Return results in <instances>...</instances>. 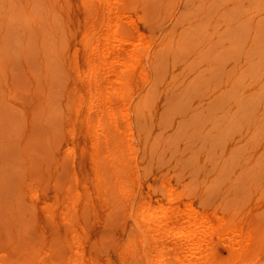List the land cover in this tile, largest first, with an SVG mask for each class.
I'll return each mask as SVG.
<instances>
[{
	"label": "rangeland",
	"instance_id": "obj_1",
	"mask_svg": "<svg viewBox=\"0 0 264 264\" xmlns=\"http://www.w3.org/2000/svg\"><path fill=\"white\" fill-rule=\"evenodd\" d=\"M43 1L40 22L29 21L24 33L16 9L17 14L9 20L13 29L18 27L12 35L14 40L5 41L9 45L5 44L6 51L0 49L9 62L0 73V230L6 233L1 240V232L0 243L5 245H0V251L8 245L7 237L23 234L21 238H31L29 235L35 236L41 225L44 260L55 254L49 252L51 246L63 249L67 245L64 248L69 255L62 250L65 257L74 256L76 251L82 264H176L171 252H177L174 258H181L180 244L197 237L202 243L199 241V249L192 254L193 259L187 257L189 260L197 259L194 255L199 252L197 257L204 253L203 258L218 264H264V0H101L102 8L96 0ZM110 7L121 17L112 16L115 13ZM18 11L27 15L22 6ZM114 20L119 21L118 31L125 38L143 37L147 41L140 51V63L123 72L129 79L125 80L128 102L113 106L119 138L124 146L128 143L123 161L129 177L120 183L111 177L105 161L100 159V164L96 159L103 129L97 124L100 111L92 107L100 101L101 92L119 85L111 74L98 76L99 71H105L101 70L103 60H112L111 50L105 48L110 52L104 54L107 50L102 48L110 41L112 47L117 42L111 38L103 41L109 29L106 25L114 24ZM36 30L48 33L46 37L44 34L42 51ZM125 47L131 50L133 43ZM89 62L101 68L97 76ZM39 64L46 72L38 77L30 71L39 69ZM18 75L26 84L20 89L16 85ZM94 76L99 78V89L91 85ZM224 86L230 88L228 93ZM145 95L147 104L138 106ZM25 144V152L30 153L22 156ZM73 184L77 201L72 204L76 198L72 200V207L64 195ZM66 185H71L68 191ZM144 207L156 215L146 216L149 213L145 212L146 218L176 223L168 226L173 235L175 229L191 228L203 214L208 225L199 221L204 225L201 229L196 226L200 223H195L196 236L189 238L185 234L173 240L177 233L172 239L169 234L171 241L163 239L165 243H160H170V250L164 247L170 253L166 251L160 258L152 252L162 240L154 227L141 230L146 239L155 236L153 244L146 240L152 250H143L145 240L138 224L142 218L138 214ZM63 210L72 214L67 217ZM179 210L184 215L195 214L188 221H193L192 225L186 220L181 221L182 226L177 222L174 211ZM24 221L31 224H24L27 231L21 228ZM234 227L243 230L238 248L228 236ZM68 231L75 232L74 236ZM64 240L67 244L62 245ZM232 244L241 252L239 256L230 253ZM6 250L7 257L8 253L11 257L15 254L8 247Z\"/></svg>",
	"mask_w": 264,
	"mask_h": 264
},
{
	"label": "bare ground",
	"instance_id": "obj_2",
	"mask_svg": "<svg viewBox=\"0 0 264 264\" xmlns=\"http://www.w3.org/2000/svg\"><path fill=\"white\" fill-rule=\"evenodd\" d=\"M43 1V0H42ZM93 1V0H92ZM97 1V2H96ZM96 1H94V2H96L97 3V5H99L98 7H100V8H102L101 6L103 5L104 6V4L101 2V0H96ZM103 1V0H102ZM93 2V4H95ZM105 2V1H104ZM41 3H44V1L43 2H41V0H0V29H3V31H1L0 32V49H5V51H6V47H5V44H7L8 45V43H5V41H7V40H9V41H11V40H14V38L12 37V35L13 34H16V32H17V28L18 27H16V28H14L13 29V27H11L12 25L11 24H9V20L13 17V16H15V13H16V9H17V13H18V15H16V16H18L19 17V19H20V21H21V25H20V29H21V31L23 32V30L25 31V32H27V24H28V22L29 21H32V22H36L37 24L40 22V15H39V9H40V7H42V4ZM110 2L108 1V4H109ZM45 4V3H44ZM100 4H102V5H100ZM111 4H109V6H110ZM20 6H22L24 9H25V11H26V14L27 15H23V14H20L19 13V11H18V8L20 7ZM95 6H96V4L94 5V10H97V9H95ZM109 6H107V8L109 7ZM111 6H113V5H111ZM97 8V7H96ZM106 8V9H107ZM112 10H113V12L115 13V14H112V16H116V17H121V13L120 12H118L117 11V9L116 8H112V7H110ZM110 9V10H111ZM93 10V11H94ZM100 10V9H99ZM107 11H108V9H107ZM96 12V11H95ZM16 13V14H17ZM109 14V13H108ZM121 14V15H120ZM120 15V16H119ZM107 17V16H106ZM108 19V18H107ZM52 20V19H51ZM119 20V19H118ZM54 21V20H53ZM93 21V20H92ZM97 21V20H96ZM105 21V20H104ZM108 21V20H107ZM106 21V22H107ZM112 21V20H111ZM115 21V23L114 24H111L110 22H109V24H107L106 22V27H109V29H108V31H107V34L105 35V39L103 40V41H105V42H107V40L108 41H110V38L113 40H115V41H117L116 42V44H118L117 46H116V44L114 43L115 41H112L115 45H113V47H112V44L110 43V42H108V43H106L107 45L109 44H111L109 47H112V49L111 48H109V47H107V45H105L106 47H103L102 49H104L105 50V48H108V50L110 49L111 50V53H112V60L111 61H109V62H106V61H104L103 59V62L102 63H104L103 64V66H102V69L101 68H98L97 69V66H96V64L95 63H91V62H89L88 64H89V66L91 65V71H95L96 72V74H95V72H93V75H95V76H97V73H98V70H103V69H105V71L103 70V72L102 71H99V73H98V76L99 77H102V75L104 76V74H111V75H113L114 77H115V81L116 82H118L119 83V85L117 84V85H115V86H109V88L107 89V90H105V91H103V92H101L100 93V101H95L94 103H93V106L92 107H94V106H96V108H98V110L100 111L99 112V114H101V115H99L98 114V116H100V117H96L97 119H98V121L95 119V121H97V124H98V126L100 125L101 127V130L103 131H99V135H101V133L100 132H102V136L101 137H99V141L101 140V143H102V145H101V147H100V152H98L99 154H100V156H99V154H98V156H96V157H98V158H96L97 159V161H99V163L101 164V160L100 159H103L105 162V167L108 169V171H110L111 172V177L113 176L114 177V179L115 180H117L118 181V183H120L122 180H124V179H126L127 177H129V175H127L126 176V174H129V171H127V170H129L128 168H127V166H125L124 164H125V161H123V157L125 156V149H124V147L126 148V146L128 145V143H127V141H126V146H124L123 145V142H121V140H120V138H119V124L116 122V120L113 118V114H114V110H113V106H120V104H125V103H127L128 102V99H127V96H126V92H127V88L128 87H126L125 88V85H126V81L125 80H129L128 78H126L125 77V75L123 74V72L129 67V66H133L134 68L138 65V63H140L139 61H140V58H141V52L140 51H143V47H144V44L147 42L145 39H143V37H141V38H136V39H134V40H130V39H127V38H125L124 36H122L120 33H119V31H118V28H120L119 27V21L118 22H116V20H114ZM100 23V22H99ZM105 23L103 24V25H105ZM11 25V26H10ZM92 24H90V26H91ZM100 26V25H99ZM15 27V26H14ZM105 27V26H104ZM92 28H93V26H92ZM52 29V28H51ZM89 29V28H88ZM19 30V29H18ZM55 30V28L52 30V31H54ZM92 30V29H91ZM38 33L36 34L37 35V40H38V42H39V44H38V47L40 48V51H42L41 50V43H42V40H44V43H45V41H46V38L44 39V34L45 33H42V31H38V30H36ZM45 31V30H44ZM47 32V31H46ZM24 33V32H23ZM49 33H52V32H49ZM19 34V33H18ZM29 35H30V33H27L26 34V44L25 45H27L28 43V39H29ZM46 35H48V33H46L45 34V37H46ZM107 36V37H106ZM11 37H12V39H11ZM52 37V36H51ZM138 37H140V36H138ZM7 38V39H6ZM16 38V37H15ZM48 38H49V36H48ZM47 38V39H48ZM135 38V37H134ZM146 38V37H145ZM11 39V40H10ZM17 39V38H16ZM144 40L146 41V42H144ZM50 41H51V39H50ZM8 42V41H7ZM15 42V41H14ZM9 43H12V42H9ZM16 43H18V42H16ZM48 43V42H47ZM104 43V42H103ZM130 43H133V49H127V47H125V45H128V44H130ZM19 44V43H18ZM17 44V45H18ZM52 44V43H51ZM105 44V43H104ZM44 45V44H43ZM50 45V44H49ZM49 45H45V46H48L49 47ZM135 45V46H134ZM146 45V44H145ZM148 45V44H147ZM9 46V45H8ZM13 46V45H12ZM20 46V45H19ZM104 46V45H103ZM149 46V45H148ZM47 47V48H48ZM8 48V47H7ZM46 48V47H45ZM164 48V47H163ZM163 48H161V49H163ZM10 49V48H9ZM147 49V48H146ZM160 49V50H161ZM2 50H1V53H0V73L4 70V69H6V68H8V66H9V62H8V57L7 56H5L4 54H2L3 52H2ZM47 50V49H46ZM97 50H99V49H97ZM96 50V51H97ZM107 50V49H106ZM105 50V51H106ZM106 51L104 54H106V53H108V52H110V51ZM4 51V50H3ZM94 51V50H93ZM95 51V52H96ZM119 51H121V52H119ZM123 51H125L126 53L125 54H127V56L128 57H124V52ZM148 51V50H147ZM146 51V52H147ZM163 51V50H162ZM99 52H101V51H99ZM104 52V51H103ZM6 55L7 54H11V52L9 53V52H4ZM40 53V52H39ZM51 53V52H50ZM121 53V54H120ZM145 53V52H144ZM3 56H2V55ZM95 54V53H94ZM98 54V53H97ZM14 55V54H13ZM123 55V56H122ZM143 55V54H142ZM50 56V55H49ZM98 56V55H97ZM99 56H102V55H99ZM148 56V55H147ZM7 57V58H6ZM124 58H128V59H124ZM151 59V58H150ZM93 62V61H92ZM46 63V62H45ZM133 63V64H132ZM40 65V64H39ZM38 65V66H39ZM104 65L106 66V67H104ZM140 65V64H139ZM40 68L39 69H33L32 71H30V73L31 74H34V75H36V76H40V75H44L43 74V72L45 73L46 71H45V66H44V69H42L41 67H43V65L41 66H39ZM101 67V66H100ZM104 67V68H103ZM46 68H48V67H46ZM142 70H143V68H142ZM141 69H140V72L142 71ZM100 72H102L103 74H101ZM101 76H100V75ZM93 77L92 78V81H91V85L93 86V88L94 89H99V83H98V80H99V78L98 77ZM23 77H21L20 75H18L17 76V78H16V85H17V89H20V88H23V86L24 85H26L25 84V82L23 81ZM101 86V85H100ZM227 86H229V85H227ZM226 86V87H227ZM25 87V86H24ZM225 87V86H224ZM223 87V88H224ZM226 87H225V89H226ZM230 87V86H229ZM34 89H35V87H34ZM228 89H230V88H228L227 87V89L225 90V92H227V90ZM36 90V89H35ZM97 91H100V90H97ZM95 92V91H94ZM225 92L223 93V95H225ZM147 93V92H146ZM228 93V92H227ZM220 94H222V91L220 92ZM147 95V94H146ZM143 96V97H141L140 99H139V97H138V99H139V101L137 102V104H138V106H144V105H146L147 104V102H148V97L147 96ZM117 104H116V103ZM2 105V96L0 95V106ZM97 106H99V107H97ZM96 108H95V110H96ZM98 110H96L97 112H98ZM97 112L95 113L96 114V116H97ZM1 115V114H0ZM5 117V116H4ZM4 120H5V118H4ZM2 121V120H1ZM94 125H95V123H94ZM128 125V124H127ZM97 126V125H96ZM129 127V126H128ZM15 128V127H14ZM97 128V127H96ZM127 130H129V129H127ZM13 131V130H12ZM98 131V130H97ZM96 133V132H95ZM14 138V137H13ZM38 140H39V137L37 138ZM97 139V138H96ZM125 139V138H124ZM35 140V139H34ZM7 141V140H6ZM40 142V141H39ZM98 142V141H97ZM7 143V142H6ZM31 144V143H30ZM37 144H38V142H37ZM98 144H99V142H98ZM40 146V145H39ZM38 146V147H39ZM27 147H28V145L26 146V144H25V147L23 148H21V152L20 151H18V152H20V153H22V156L24 155H26L28 152L26 151L25 152V150L27 149ZM30 147V146H29ZM129 147H131V146H129ZM128 147V148H129ZM26 148V149H25ZM127 149V148H126ZM29 150V149H28ZM33 150H35V148L33 149ZM38 150V149H37ZM95 150H96V148H95ZM32 151V150H31ZM129 151H130V149H129ZM127 152V151H126ZM30 153V152H29ZM28 153V154H29ZM33 153V152H32ZM18 154V153H17ZM30 155H32V154H30ZM30 155H27V157L28 156H30ZM34 155H35V152H34ZM96 155H97V152H96ZM31 157V156H30ZM29 157V158H30ZM32 157H33V155H32ZM28 158V160H30ZM36 157H34V159H35ZM10 159V158H9ZM13 159V158H12ZM33 159V158H32ZM37 160H40V159H35V161H37ZM102 160V161H103ZM14 161V160H13ZM31 161V160H30ZM30 161H28L29 163H30ZM33 161V160H32ZM96 161V162H97ZM104 163H103V165L102 166H104ZM98 164V163H97ZM99 166V165H98ZM130 167V166H129ZM134 168V167H133ZM102 169H105V168H102ZM106 169V170H107ZM130 169H131V167H130ZM128 172V173H127ZM126 173V174H125ZM72 177V176H71ZM73 179V178H72ZM73 181H74V179H73ZM1 183V182H0ZM72 183V182H71ZM70 187H71V185H69ZM69 186H67L66 185V190L67 189H69V188H67V187H69ZM73 187H74V184H73V186L71 187V190L69 191V193H67L66 195H64V196H66V197H64V198H67V199H69V200H67V201H69V203L68 202H65V203H68V205L69 204H71V202H72V200H75V198H76V200L75 201H73V203L72 204H74L76 201H77V193L75 194V193H73L74 191H76L75 190V188L73 189ZM65 189V188H64ZM73 189V190H72ZM68 191V190H67ZM72 192V193H71ZM77 192V191H76ZM66 193V192H65ZM64 194V193H63ZM72 195V196H71ZM56 197H57V194H56ZM71 200V201H70ZM79 200V199H78ZM64 203V202H63ZM64 203V204H65ZM71 204V205H72ZM70 206V205H69ZM68 206V207H69ZM51 207V206H50ZM65 207H67V204L65 205ZM64 207V208H65ZM72 207H73V205H72ZM72 207L69 209L70 211H72L73 209H72ZM49 209V208H48ZM65 209H67V208H65ZM75 209V208H74ZM145 207H144V209H142L141 211H140V213L138 214L139 215V217H140V219L142 220H139V222L140 223H138L139 224V227H140V234H141V236L143 235L142 233L143 232H141V230H143L144 232L148 229H152L153 227L155 228V233H157V232H160L161 233V235H160V233H157V234H159L158 235V237H161L162 236V240H160L157 244L158 245H161V241L162 242H164L165 243V241H163V239H165V240H168V239H170V235L169 234H171L170 232H169V230H170V228L169 227H171V226H173L174 224H176V223H174L173 221L175 220V216L173 215V214H175V213H173L172 212V215H173V225H172V223L171 222H169V223H167L166 222V219L164 220V219H162L163 221H156V220H154V219H157L156 217L153 219L152 217H150V218H146L143 214H145V212H146V214L147 213H149V214H147L146 216H153V214L152 213H150V211L149 210H147L146 209V211H145ZM52 210V209H51ZM68 210V211H69ZM50 211V210H49ZM64 211V210H63ZM74 211V210H73ZM147 211H149V212H147ZM181 211H183V210H181ZM180 210L179 211H174V212H177L176 213V216H177V218H180L179 220L180 221H178V219L176 218V220H177V222H179L180 224H181V221L182 220H186V222L189 224V223H191V221L190 222H188L190 219H191V217H192V220L195 218V214H193L192 212V214H193V216L192 215H190L189 213H185V215H184V211L183 212H181ZM65 212V211H64ZM63 212V213H64ZM180 214H179V213ZM186 212V211H185ZM189 212V211H188ZM47 213V212H46ZM62 213V214H63ZM66 214H67V217H68V214H72L71 212L69 213V212H65ZM183 213V214H182ZM195 213V212H194ZM143 216V217H141V215ZM150 214H152V215H150ZM171 214V213H170ZM48 215V214H47ZM75 215V214H74ZM73 215V216H74ZM166 215V214H165ZM171 215V216H172ZM190 215V216H189ZM198 215H199V213H198ZM18 216V215H17ZM29 216V215H28ZM27 216V217H28ZM31 216V215H30ZM29 216V217H30ZM52 216H53V214H52ZM64 216V215H63ZM81 216V215H80ZM154 216H156V215H154ZM153 216V217H154ZM196 216H197V214H196ZM202 216H204V214L202 215ZM202 216H200V217H198V218H196V220L198 221L197 223H200V222H202V224H204L205 222H203L204 220H207V219H204V217H202ZM60 217V216H59ZM66 217V218H67ZM167 217V216H166ZM31 218V217H30ZM36 218V217H35ZM51 218V217H50ZM53 218V217H52ZM69 218H70V216H69ZM206 218V217H205ZM46 219V218H45ZM167 219H170L169 217L167 218ZM171 219H172V217H171ZM64 220H66V219H64ZM70 219H68V221H69ZM73 220V219H72ZM161 220V219H160ZM175 220V221H176ZM25 221H28V218H27V220H25ZM24 221V223H23V225L24 224H27V222H25ZM29 221H30V219H29ZM28 221V222H29ZM32 221H33V219H32ZM63 222V220H60V222ZM68 221H67V223H68ZM74 221H76V219L74 220ZM169 221H171V220H169ZM200 221V222H199ZM220 221V220H219ZM23 222V221H22ZM52 222V221H51ZM61 222V223H62ZM183 222V221H182ZM222 222V221H221ZM54 223V222H53ZM65 223V222H64ZM70 223H72V222H70ZM78 223V222H77ZM192 223H193V221H192ZM192 223H191V225H192ZM195 221H194V223H193V227H195V229H197L198 230V227H196V226H200L201 227V229L204 227V225H201V223H200V225L199 224H197L196 226H195ZM208 223V222H207ZM207 223H205L206 224V226L205 227H207ZM29 224V223H28ZM27 224V225H28ZM48 224V223H47ZM76 224V223H75ZM137 224V225H138ZM183 224V223H182ZM182 224H181V226H182ZM187 224V226H189ZM224 223H222V225H223ZM26 225V226H27ZM29 225H31V224H29ZM36 226L35 224H32V226ZM52 225H55V224H52ZM63 225V224H62ZM73 225V224H72ZM71 225V226H72ZM219 225V224H218ZM221 225V224H220ZM240 225V224H239ZM242 225V224H241ZM25 225L24 226H22L21 225V228H23V230L25 229V231H27L29 228H28V226H27V230H26V227ZM31 226V229L32 228H34V227H32ZM66 226H68V225H66ZM79 226H80V224H79ZM169 226V227H168ZM186 226V227H187ZM192 226H190L191 228H189L188 227V229H179V230H176L175 228V230H174V235H175V233H177V237H175L173 234H171L172 236H171V239H172V237H173V240H177L179 237H180V235L182 236V237H184V236H187L188 235V238H189V235L190 236H192L193 234H194V228L192 227ZM8 227V226H7ZM40 227H41V225H40ZM39 227V225L37 226V230H36V235L34 236L33 235V237L32 236H30L29 234H31V233H29L28 234V232L26 233L25 231V235H29V237H31V238H28V236H25L24 237V239L23 238H21V236L23 235H19L18 234V237H13V236H16V235H13V233H12V235L13 236H10V237H12V238H9L8 239V237H7V239H6V243L8 244L7 246H6V248L8 247V248H10L12 251L14 250L15 251V256L14 255H12V257L10 256V254L8 253V257L7 256H5V253L7 254V250H6V248L5 249H3L2 251H0L1 253H0V256H3V257H1L0 258V264H82L83 262L82 261H79V258L81 257L80 255L78 256V254L77 255H75L76 254V251H75V253H74V256H76V258L74 257V256H69V257H74V259H70L69 257H65V255H64V253H66V256H68L69 254H68V251L64 248V247H66V246H63V249L66 251H64L63 249H61L58 245H57V247L55 246L54 247V245H53V247L50 245V243H48L50 246H51V251H49L50 253L51 252H53L54 251V253L55 254H51L52 255V257L50 256H48V259L47 260H44V258L42 259V257H41V250H43V249H41V228ZM73 227V226H72ZM71 227V228H72ZM81 227V226H80ZM150 227H152V228H150ZM176 227H177V225H176ZM185 227V228H186ZM226 227V226H225ZM239 227H241V226H239ZM4 228V227H3ZM13 228V227H12ZM43 228V227H42ZM56 228V227H55ZM67 228H70V226L69 227H67ZM70 228V229H71ZM168 228H169V230H168ZM172 228V227H171ZM193 228V229H192ZM218 228V227H217ZM220 228H222V227H220L219 226V229ZM228 228V227H227ZM1 229H2V227H1ZM9 229V228H8ZM11 229V228H10ZM9 229V230H10ZM14 229V228H13ZM13 229H11L10 231H12ZM65 229H66V227H65ZM69 229V230H70ZM73 229V228H72ZM71 229V231H73ZM178 229V228H177ZM213 229H215V228H213ZM225 229V228H224ZM6 230V229H5ZM16 229H14L13 231H15ZM17 230H19L18 228H17ZM33 230V229H32ZM54 230V229H53ZM56 230V229H55ZM68 230V229H67ZM173 229H171V231H172ZM210 230V229H209ZM223 230V229H222ZM228 230H230V228L228 229ZM249 230H250V228H249ZM3 231H4V229H3ZM9 231V232H10ZM30 231V230H29ZM71 231H68L69 233H72L71 235H73V233H75V232H71ZM177 231V232H176ZM204 230H202V232H201V234L202 233H204L203 232ZM208 231V230H207ZM219 231H221V229L219 230ZM1 230H0V235H1ZM7 232V231H6ZM18 232V231H17ZM21 232V231H20ZM34 232V231H33ZM67 232V231H66ZM77 232V231H76ZM148 232V231H147ZM193 232V233H192ZM198 232H200V231H197V236H199L198 235ZM227 232V231H226ZM242 232H243V230L241 229V228H232L230 231H229V234H228V236L230 235V237H232L233 238V240H235L236 241V243H234V242H232V243H234V244H237L238 245V243L237 242H240V237L242 236ZM8 233V232H7ZM15 233V232H14ZM21 233H23V232H21ZM48 233V232H47ZM154 233V234H155ZM249 233V232H248ZM247 233V234H248ZM2 234H4V237L2 238L1 237V240L2 239H4V238H6L5 236H6V233H3L2 232ZM145 234V233H144ZM185 234H187V235H185ZM217 234V233H216ZM50 235L52 236V233L50 232ZM50 235H48V238H50L49 236ZM53 235H54V233H53ZM76 236L75 237H77V235H79V234H75ZM147 235V234H146ZM156 235V234H155ZM204 235V234H203ZM227 235V234H226ZM9 236V235H8ZM20 236V237H19ZM44 236V235H43ZM74 236V235H73ZM193 236H196L195 234L193 235ZM227 236V239L228 238H230V237H228ZM245 236H247V235H245ZM53 237V236H52ZM71 237V236H70ZM140 237V236H139ZM138 236H137V238H139ZM146 237V236H145ZM156 237H157V235H156ZM25 238H27V239H25ZM54 238V237H53ZM52 238V239H53ZM55 238H56V236H55ZM54 238V239H55ZM58 238H60V235H59V237ZM142 238H144V235H143V237ZM155 238V236L154 235H149V238L147 237V239L146 238H144V242H143V244H144V251H148V250H152V249H149V248H152V247H149V248H147L148 246H146V245H148V242L150 241H152L151 243L153 244V243H155V242H153V239ZM192 238V237H191ZM197 238V237H196ZM194 239V238H192V239H190V240H188L187 242H185V243H183V245L182 244H180L182 247V252H183V254L181 255V248L178 250L179 251V253H180V256H182L181 258H177V255L175 256V258H174V254H176V253H174V254H172V252H171V255L173 256V259H175V261L177 262L176 264H218V261H217V263H213V262H211V261H209V259H208V257L207 258H203L205 255H204V251H202V253H203V255H202V258L201 257H197V255L199 256V252L197 253V255H194V256H196V258L197 259H194L193 261L192 260H189L187 257H192L191 259H193V256H192V254H194V252L197 250V249H199V247H200V242L202 243V241H200V240H198V239ZM201 238V237H200ZM205 238V237H204ZM222 238H223V236H222ZM225 238V237H224ZM242 238V237H241ZM245 238V237H244ZM252 238V237H251ZM61 239V238H60ZM59 239V240H60ZM63 239V238H62ZM65 239V238H64ZM76 239V238H75ZM132 239V237L129 239V240H131ZM161 239V238H160ZM171 239H170V241H171ZM202 239V238H201ZM50 240V239H49ZM78 240V239H77ZM80 240V239H79ZM113 240V239H112ZM146 240L148 241V242H146ZM186 240H187V238H186ZM185 240V241H186ZM205 240V239H204ZM231 240V239H230ZM248 240V239H247ZM66 240H64L63 241V243H62V245L65 243V244H67L66 242H65ZM132 241H133V239H132ZM131 241V242H132ZM157 241H158V239H157ZM169 241V240H168ZM169 241V242H170ZM200 241V242H199ZM229 241V240H228ZM232 241V240H231ZM2 242V241H1ZM43 242V241H42ZM52 242V241H51ZM167 242V241H166ZM173 242V241H172ZM175 242V241H174ZM247 242V241H246ZM53 243V242H52ZM58 243H61V242H58ZM79 243V242H78ZM147 243V244H146ZM164 243H162V244H164ZM42 244H44V243H42ZM48 244H47V246H48ZM53 244H55V243H53ZM64 244V245H65ZM73 244V243H72ZM133 244H135L134 243V241H133ZM142 244V243H141ZM166 244H168V245H165L166 246V248L167 249H169L170 250V247L171 246H169L170 245V243H166ZM234 244H232V246H230L231 247V251H230V253H236L237 254V256H239L238 255V253H239V251H237L238 249V247H241V243H240V246L238 245L237 246V248H236V245H234ZM249 244V243H248ZM0 245H3V243H0ZM5 245V244H4ZM3 245V246H4ZM73 245H75V244H73ZM79 245V244H78ZM149 245H151V244H149ZM1 247V249L2 248H4V247ZM46 245L44 244V247H45ZM101 246H102V248H103V245L101 244ZM134 245H132V248H134L133 247ZM152 246V245H151ZM157 246V245H156ZM155 245H154V247H153V254H154V252H155V254L157 255V256H159L160 258H162L163 257V253L164 252H166V251H169V250H167V249H165L164 247L165 246H163V245H161V246H158V247H156ZM100 247V246H99ZM180 247V246H179ZM203 247V246H202ZM242 247H244L243 245H242ZM50 248V247H49ZM49 248H47L48 250H50ZM54 248V249H53ZM68 248V247H67ZM129 248V247H128ZM131 248V247H130ZM130 248H129V252H130ZM173 249L171 250V251H173L174 250V246L172 247ZM248 248V247H247ZM69 249V248H68ZM135 249V248H134ZM133 249V250H134ZM202 249V248H201ZM240 249H242V248H239V250ZM245 249V248H244ZM6 250V251H5ZM64 251V253H63V251ZM81 250V249H80ZM132 250V249H131ZM142 250V249H141ZM10 251V250H9ZM12 251H10V252H12ZM14 251L12 252V254L14 253ZM45 251H47V250H45ZM137 251V250H136ZM135 251V252H136ZM244 251V250H243ZM242 251V254H244V252ZM73 252V251H72ZM96 252H97V250H96ZM102 252V251H101ZM133 252V251H132ZM131 252V253H132ZM143 253L144 254V256H147V255H145V254H147V253ZM174 252V251H173ZM48 253V251L46 252V254ZM50 253H49V255H50ZM78 253V252H77ZM80 253V252H79ZM104 253V252H103ZM102 253V254H103ZM137 253V256H138V254H140V253H138V251L136 252ZM150 253V252H149ZM169 253H170V251H169ZM201 253V252H200ZM201 253V254H202ZM241 253V252H240ZM239 253V254H240ZM82 254H83V251H82ZM129 254V253H128ZM143 254H142V256H143ZM162 254V255H161ZM233 254V255H234ZM133 255V254H132ZM148 255H150V254H148ZM161 255V256H160ZM170 255V254H169ZM170 255V257H168V256H166V257H168V258H170V259H172V256ZM232 255V254H231ZM9 256H10V258H9ZM89 256V255H88ZM143 256V257H144ZM155 257V260H158V257ZM165 256V255H164ZM201 256V255H200ZM150 257V256H149ZM153 257V258H154ZM187 258L188 260L187 261H184V258ZM206 257V256H205ZM232 257V256H231ZM78 258V259H77ZM94 258V257H93ZM108 258V257H107ZM157 258V259H156ZM86 259V258H85ZM137 259V258H136ZM139 259V258H138ZM148 259V258H147ZM107 260V259H106ZM161 259H159V261H160ZM140 261V260H139ZM142 261V260H141ZM140 261V262H141ZM153 261H154V259H153ZM170 262V263H173V261L172 260H167V262ZM229 261V260H228ZM82 262V263H81ZM146 262H148V264H149V261H146ZM216 262V261H215ZM220 263V262H219ZM224 263H226V262H224ZM86 264V263H85ZM94 264H95V262H94ZM169 264V263H168ZM223 264V263H222ZM228 264V263H227ZM229 264H230V262H229Z\"/></svg>",
	"mask_w": 264,
	"mask_h": 264
}]
</instances>
